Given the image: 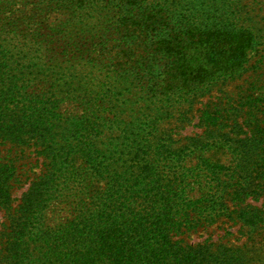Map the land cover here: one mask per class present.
<instances>
[{"label":"trees","instance_id":"16d2710c","mask_svg":"<svg viewBox=\"0 0 264 264\" xmlns=\"http://www.w3.org/2000/svg\"><path fill=\"white\" fill-rule=\"evenodd\" d=\"M241 3L0 0V146L44 158L15 205L0 158V264H264V98L215 95L264 61Z\"/></svg>","mask_w":264,"mask_h":264},{"label":"rangeland","instance_id":"374dc122","mask_svg":"<svg viewBox=\"0 0 264 264\" xmlns=\"http://www.w3.org/2000/svg\"><path fill=\"white\" fill-rule=\"evenodd\" d=\"M242 13H246V17L251 19L250 23L253 25V29L259 40L264 36V0H242L241 3ZM261 41V40H260ZM262 49V45L258 47ZM248 72L241 78L228 82L223 86L224 91L215 92L216 96L223 98V102L232 104L231 107L236 106L235 97L239 94L241 89H251L258 92L260 98H264V61L260 60L259 55L254 56L248 65ZM229 100H228V99ZM230 101L229 103L225 101ZM200 104H196L194 109L189 112L192 117V124H186L181 129L180 135H193L198 133L201 129L193 125L197 122V108ZM229 107V106H227ZM37 148L34 146H15L9 143L0 146V158L4 161L10 160L17 168V181L12 188V194L14 197V205L17 204L20 199L21 193L27 188L29 182L35 178L42 169L43 157L37 155ZM259 204L260 202H252ZM64 209L53 211L48 214V223L54 224L66 217ZM2 219V212H0V220ZM226 231H230L232 235L226 236ZM244 232L239 230L238 226H231L225 222H218L205 228H197L194 231L184 233L179 238H182L184 242L189 244H197L205 240L217 243L219 240L228 244H238L245 239ZM221 238V239H220Z\"/></svg>","mask_w":264,"mask_h":264}]
</instances>
